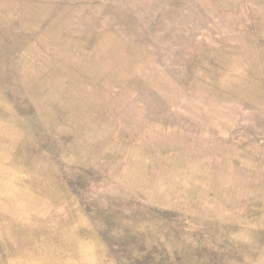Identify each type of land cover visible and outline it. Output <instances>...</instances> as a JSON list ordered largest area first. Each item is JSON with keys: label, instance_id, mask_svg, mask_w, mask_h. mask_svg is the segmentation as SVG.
<instances>
[{"label": "rangeland", "instance_id": "1", "mask_svg": "<svg viewBox=\"0 0 264 264\" xmlns=\"http://www.w3.org/2000/svg\"><path fill=\"white\" fill-rule=\"evenodd\" d=\"M0 264H264V0H0Z\"/></svg>", "mask_w": 264, "mask_h": 264}]
</instances>
